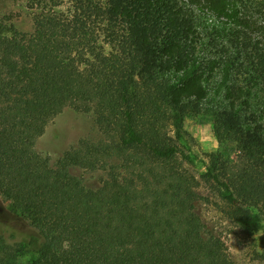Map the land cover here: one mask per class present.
I'll list each match as a JSON object with an SVG mask.
<instances>
[{
	"label": "trees",
	"instance_id": "16d2710c",
	"mask_svg": "<svg viewBox=\"0 0 264 264\" xmlns=\"http://www.w3.org/2000/svg\"><path fill=\"white\" fill-rule=\"evenodd\" d=\"M257 1L264 0H137L149 7L142 15L128 0H31L40 9L32 33L0 17V195L23 219L0 225V264H235L196 213L198 182L178 160L169 129L179 140L183 119L212 100L214 136L234 142L238 156L230 165L211 154L203 177L219 186L237 225L258 229ZM148 16L184 38L159 41L144 26ZM66 107L92 113L104 139L81 140L52 166L35 142ZM72 166L107 177L86 190Z\"/></svg>",
	"mask_w": 264,
	"mask_h": 264
},
{
	"label": "rangeland",
	"instance_id": "374dc122",
	"mask_svg": "<svg viewBox=\"0 0 264 264\" xmlns=\"http://www.w3.org/2000/svg\"><path fill=\"white\" fill-rule=\"evenodd\" d=\"M128 1L135 3L134 13L138 11H141L142 15L150 13L149 7L147 10L139 9L140 4L137 0ZM140 1L144 3L150 0ZM256 7L264 13V1H257ZM39 10L35 4L32 6L31 0H0V17L7 19L19 32H33L34 15ZM263 20L264 18H260L261 22ZM146 23L144 26L151 35L158 36L159 41L162 37H170L175 41L184 38L181 31L172 26V23L166 27L153 20L151 16L146 18ZM172 29L175 32L174 36H171ZM211 103L212 100L205 103L199 115L183 119L178 128L181 137L179 140L175 137L177 129L172 124L169 135L177 147L178 160L198 182L195 191L199 199L195 204V210L206 232L223 243L228 257L235 264H264V221L258 229L251 232L237 225L230 216L233 208L221 197L219 186L206 181L203 177L211 167V154L220 155L230 165L237 163L238 156L234 142L219 143L216 140L212 129L213 118L209 111ZM251 104L255 107L258 105L257 100H253ZM103 139L104 136L98 129L92 113L66 107L47 124L44 133L35 142V150L53 166L68 151L76 148L81 140L99 142ZM186 156H190L192 160H186ZM70 173L82 180L86 190L99 189L107 177L104 171L85 170L75 166L70 168ZM21 220H23L21 217L11 212L9 202L0 195V225L6 222L19 224L22 223ZM29 258L30 256H20L18 261L25 263Z\"/></svg>",
	"mask_w": 264,
	"mask_h": 264
},
{
	"label": "clouds",
	"instance_id": "9594fccd",
	"mask_svg": "<svg viewBox=\"0 0 264 264\" xmlns=\"http://www.w3.org/2000/svg\"><path fill=\"white\" fill-rule=\"evenodd\" d=\"M66 243V242H65Z\"/></svg>",
	"mask_w": 264,
	"mask_h": 264
}]
</instances>
